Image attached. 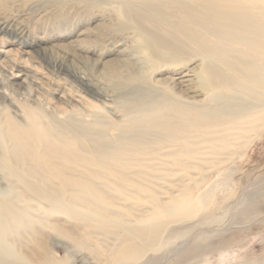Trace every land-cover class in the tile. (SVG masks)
I'll return each mask as SVG.
<instances>
[{
  "label": "rangeland",
  "instance_id": "1",
  "mask_svg": "<svg viewBox=\"0 0 264 264\" xmlns=\"http://www.w3.org/2000/svg\"><path fill=\"white\" fill-rule=\"evenodd\" d=\"M119 10L118 0H0V13L13 22L0 30V135L10 133L7 117L27 126L29 115L55 126L86 127L98 126L96 117L108 140L117 135L118 107L112 113L113 97L99 95L96 88L117 93L99 67L121 57L108 34L126 27L118 23ZM89 57L99 64L90 65ZM230 151L211 161L188 162L195 166L181 172L177 164L130 166L128 179L107 164L111 173L101 176L86 175L87 168L79 166L72 173H85V188L59 179L50 184L64 189L56 194L66 203L89 207L94 219L47 210L40 233L8 240L30 262L45 256L39 260L43 264H116L125 240L142 250L121 264H264V128L245 149ZM133 168L155 175L139 177ZM169 169L177 174L166 175ZM12 187L30 196L0 166V189ZM38 203L42 211L46 203ZM155 224L159 237L148 243L136 230Z\"/></svg>",
  "mask_w": 264,
  "mask_h": 264
},
{
  "label": "bare ground",
  "instance_id": "2",
  "mask_svg": "<svg viewBox=\"0 0 264 264\" xmlns=\"http://www.w3.org/2000/svg\"><path fill=\"white\" fill-rule=\"evenodd\" d=\"M118 1V23L126 27L108 34L121 57L103 60L99 67L117 93L96 88L99 95L113 97L112 113L118 107L117 135L108 140L96 117L95 127L55 126L34 115L24 126L6 118L10 133L0 135V166L30 196L18 195L13 187L0 189V264H43L39 260L45 256L30 262L8 239L40 233L47 210L89 216V207L66 203L56 194L64 189L51 185L52 179L82 189L88 183L85 173L74 176L72 169L82 166L86 175L101 176L111 173L105 164L124 179L130 166L151 169L154 163L177 164L181 172L195 166L188 162L245 149L264 128V0ZM8 19L0 13V30L13 25ZM89 61L99 64L97 58ZM29 160L33 163L27 167ZM132 171L139 177L155 175L142 168ZM39 199L46 203L42 211ZM158 230L155 224L136 231L154 243ZM141 250L142 245L125 240L116 264Z\"/></svg>",
  "mask_w": 264,
  "mask_h": 264
}]
</instances>
